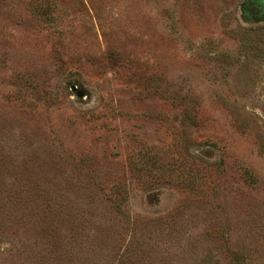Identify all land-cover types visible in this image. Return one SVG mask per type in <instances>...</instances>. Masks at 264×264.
Masks as SVG:
<instances>
[{
	"label": "rangeland",
	"instance_id": "rangeland-1",
	"mask_svg": "<svg viewBox=\"0 0 264 264\" xmlns=\"http://www.w3.org/2000/svg\"><path fill=\"white\" fill-rule=\"evenodd\" d=\"M0 264H264V0H0Z\"/></svg>",
	"mask_w": 264,
	"mask_h": 264
}]
</instances>
